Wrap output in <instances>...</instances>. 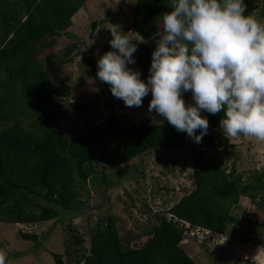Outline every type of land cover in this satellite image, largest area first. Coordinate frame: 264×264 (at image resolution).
<instances>
[{"label": "trees", "instance_id": "1", "mask_svg": "<svg viewBox=\"0 0 264 264\" xmlns=\"http://www.w3.org/2000/svg\"><path fill=\"white\" fill-rule=\"evenodd\" d=\"M86 2L0 0V224L31 227L69 217L64 228V250L70 264H197L181 247L185 236L199 229L221 237L228 226L238 225L239 220L249 223L246 210L240 217L234 211L240 198L248 199L253 206L259 200L257 204L264 209V172H252L244 181L235 168L228 171L218 159L209 156L205 147L222 148L232 155L229 141L219 128L223 113H206L209 128L200 144L186 133H178L166 119L161 124L132 125L108 107L106 118L96 122L89 115L83 128L65 131L59 120L66 113L100 107L98 101L64 106L72 94L70 84L55 85L45 73L48 68L70 64L71 57L79 52L81 42L67 30L72 17ZM253 2L244 0L245 15L252 16ZM169 10L170 0L134 2L131 29L138 41L135 66L145 78L159 39L161 18ZM104 23L93 22L90 35ZM62 37L71 38L72 44L58 56L38 59L43 52L55 48ZM110 39L111 36L98 56L89 46L91 55L84 59L97 95L106 105L113 96L96 72L97 59L112 50ZM145 103L144 98L142 106ZM120 104L124 110L139 108L126 107L121 100ZM187 149L191 188L184 189L186 193L178 202L162 214H154L152 224L140 228L139 234L121 236L114 216L100 218L86 229L88 247H84L85 241L72 222L86 207L82 192L87 184L105 196L126 178L135 182L143 179V172L126 169L113 181L110 175L114 168L161 150ZM259 227V233L264 235V222ZM18 236L25 242L38 241L32 234L19 232ZM142 240L137 247L135 243ZM243 241L264 247V241H254L252 237L245 236ZM50 257L54 264H64L60 254L50 253Z\"/></svg>", "mask_w": 264, "mask_h": 264}, {"label": "rangeland", "instance_id": "2", "mask_svg": "<svg viewBox=\"0 0 264 264\" xmlns=\"http://www.w3.org/2000/svg\"><path fill=\"white\" fill-rule=\"evenodd\" d=\"M134 2L135 0H87L83 8L72 18V25L67 33L81 42L79 52L71 57L70 64L48 68L45 73L55 85L70 84L72 94L64 101V106L98 101L100 107L85 112L74 110L66 113L59 120L65 131L74 127L83 128L84 120L89 115L94 117L96 122L106 118L109 115L107 107L117 111L132 125L161 124L165 121L155 112H148L151 94L145 97V105L133 110H124L120 100L114 97H111V102L106 105V101L98 97L84 66V59L91 55L88 47L93 46V54L98 56L111 36L109 29L113 25H119L124 35L131 39L133 44H137L138 41L131 29ZM253 4L255 11L252 16L264 24V0H254ZM100 21H106V24L99 25L94 34L90 35L91 24ZM72 42L71 38L62 37L55 48L43 52L38 59L45 60L58 56ZM135 54L136 52L134 59ZM135 64L138 65L135 61L129 67L133 71H138L140 78L144 80L140 68ZM184 99L186 104L192 103L190 93H185ZM226 138L231 146L228 151L232 152V155L225 153L222 148L205 147L209 156L218 159L228 171L235 168L244 181L252 172H264V141L243 135L238 138ZM126 169L143 172V179L135 182L126 178L118 188L107 191L105 196H102L99 190L93 191L90 183L85 186L82 200L86 207L72 222V227L78 228L80 237L84 239L85 248L88 247L86 229L100 218L114 216L118 220L121 236L139 234L140 228L152 224L154 214H162L183 197L186 193L184 189L191 188L188 179L192 172L189 149L180 152L161 150L139 157L123 167L111 170L110 178L113 181L117 180ZM258 202L259 200L253 206L248 199L240 198L238 209L234 211V214L240 217L242 211L246 210L249 223L239 220L238 225L228 226L227 233L221 237L201 232L199 238L187 234L181 247L197 264H264V247L255 242L243 241L245 236L252 237L254 241H264V235L259 233V230H262L259 227L260 223L264 222V209L259 207ZM86 218H89L90 222ZM68 220L69 217L63 218L62 222H48L31 227L0 224V256L5 258V264H54L50 257V253H54L62 256L64 264H70L64 250L66 242L64 228L68 225ZM252 230L256 233H251ZM19 232L37 236V243L22 241L18 236ZM142 242L143 240L136 242L135 245L140 247Z\"/></svg>", "mask_w": 264, "mask_h": 264}, {"label": "clouds", "instance_id": "3", "mask_svg": "<svg viewBox=\"0 0 264 264\" xmlns=\"http://www.w3.org/2000/svg\"><path fill=\"white\" fill-rule=\"evenodd\" d=\"M245 12L244 0H170L147 77L128 67L137 45L119 25L109 29L112 50L97 59L96 77L126 107H141L151 94L148 112L196 144L209 128L202 113H223L219 128L226 137L264 141V24ZM200 232L211 234L188 235Z\"/></svg>", "mask_w": 264, "mask_h": 264}, {"label": "built area", "instance_id": "4", "mask_svg": "<svg viewBox=\"0 0 264 264\" xmlns=\"http://www.w3.org/2000/svg\"><path fill=\"white\" fill-rule=\"evenodd\" d=\"M197 236H198V233H195ZM191 235H193V234H191ZM200 236H198V238H199Z\"/></svg>", "mask_w": 264, "mask_h": 264}]
</instances>
